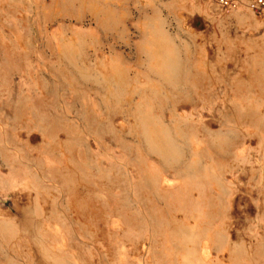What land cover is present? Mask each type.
<instances>
[{"label": "rangeland", "instance_id": "374dc122", "mask_svg": "<svg viewBox=\"0 0 264 264\" xmlns=\"http://www.w3.org/2000/svg\"><path fill=\"white\" fill-rule=\"evenodd\" d=\"M254 2L0 0V264H264Z\"/></svg>", "mask_w": 264, "mask_h": 264}, {"label": "built area", "instance_id": "2783aa9c", "mask_svg": "<svg viewBox=\"0 0 264 264\" xmlns=\"http://www.w3.org/2000/svg\"><path fill=\"white\" fill-rule=\"evenodd\" d=\"M219 6L224 11L238 10L243 6L244 0H217ZM254 14L261 19H264V0H255L250 6Z\"/></svg>", "mask_w": 264, "mask_h": 264}]
</instances>
